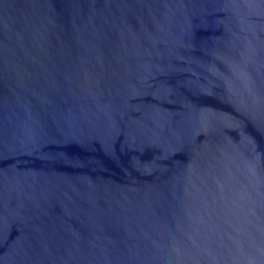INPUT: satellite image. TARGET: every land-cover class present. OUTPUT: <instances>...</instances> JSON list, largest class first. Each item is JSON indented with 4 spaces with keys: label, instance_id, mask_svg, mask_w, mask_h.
<instances>
[{
    "label": "water",
    "instance_id": "1",
    "mask_svg": "<svg viewBox=\"0 0 264 264\" xmlns=\"http://www.w3.org/2000/svg\"><path fill=\"white\" fill-rule=\"evenodd\" d=\"M0 264H264V0H0Z\"/></svg>",
    "mask_w": 264,
    "mask_h": 264
}]
</instances>
